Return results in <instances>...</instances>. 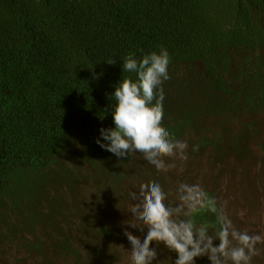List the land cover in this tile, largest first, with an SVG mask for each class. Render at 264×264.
<instances>
[{"label":"trees","instance_id":"16d2710c","mask_svg":"<svg viewBox=\"0 0 264 264\" xmlns=\"http://www.w3.org/2000/svg\"><path fill=\"white\" fill-rule=\"evenodd\" d=\"M161 47L163 120L182 119L170 134L185 128L200 148L248 126L264 135V0H0V191L16 170L54 163L70 130L89 142L112 127L111 93L132 75L123 58ZM177 67L182 109L166 87ZM206 203L189 217L197 229Z\"/></svg>","mask_w":264,"mask_h":264},{"label":"rangeland","instance_id":"374dc122","mask_svg":"<svg viewBox=\"0 0 264 264\" xmlns=\"http://www.w3.org/2000/svg\"><path fill=\"white\" fill-rule=\"evenodd\" d=\"M185 76L177 67L166 85L178 109L189 101L177 91ZM181 121L167 116L162 126L169 131ZM254 129L248 126L241 135H205L208 143L201 148L200 135H188L185 128L170 134L187 143L188 159L165 157L166 163L175 164L168 172L155 170L139 153L117 158L95 143L97 137L89 143L70 130L71 142L54 163L43 171L16 170L7 189L0 191V264H131L123 233L130 231L142 241L147 229L129 226L135 223L130 209L136 203L129 194L154 182L173 206L182 203L181 184L200 185L207 197L186 208L189 214L182 218L189 219L200 206L208 209L207 200L213 201L206 210L208 223L201 225L209 234H215L218 216L227 214L238 229L264 236V135ZM91 145L98 147L95 156ZM211 208L216 209L213 220ZM150 247L157 251L153 264H173L176 253L163 243L152 242ZM257 247L264 250V243ZM195 264L210 261L198 257ZM252 264H264V251Z\"/></svg>","mask_w":264,"mask_h":264},{"label":"clouds","instance_id":"9594fccd","mask_svg":"<svg viewBox=\"0 0 264 264\" xmlns=\"http://www.w3.org/2000/svg\"><path fill=\"white\" fill-rule=\"evenodd\" d=\"M107 63L113 64L114 60ZM169 65L170 56L163 47L139 58L133 52L123 58L122 71L132 75L120 79L111 93L115 101L111 107L113 126L99 129L95 143L101 149L117 158L128 159L139 153L152 168L163 172L175 168L174 163L165 162V157L188 159L187 143L171 139L162 126L163 84L169 80ZM197 150L194 146L193 151ZM178 192L182 203L176 206L167 202V193L159 183L142 184L138 193L129 194L136 201L130 209L135 223L129 226L147 229L142 241L130 231L123 233L130 246L131 264H153L157 260L156 248L150 247L152 242L163 243L176 253L173 264H195L196 258L205 256L210 264H252L253 258L264 251L257 247L264 243V236L238 229L227 214L218 216L214 235L204 227L197 229L191 220L182 217L189 214L186 208L192 209L207 194L198 184H181ZM239 215L242 217L244 211ZM214 241L218 243L214 245Z\"/></svg>","mask_w":264,"mask_h":264}]
</instances>
